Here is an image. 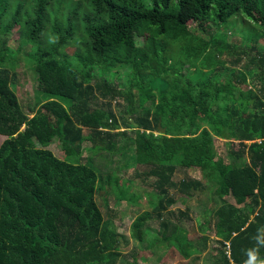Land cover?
Returning a JSON list of instances; mask_svg holds the SVG:
<instances>
[{
	"label": "trees",
	"instance_id": "obj_1",
	"mask_svg": "<svg viewBox=\"0 0 264 264\" xmlns=\"http://www.w3.org/2000/svg\"><path fill=\"white\" fill-rule=\"evenodd\" d=\"M23 60L32 105L13 90ZM101 65L125 71L124 92ZM0 135V264H124L168 248L189 258L200 252L182 227L189 200L208 207L212 264H246L250 250L259 264L264 0H0ZM215 139L233 145L226 157ZM138 180L152 190L138 194ZM144 196L151 211L140 213ZM124 202L129 236L115 224Z\"/></svg>",
	"mask_w": 264,
	"mask_h": 264
},
{
	"label": "rangeland",
	"instance_id": "obj_2",
	"mask_svg": "<svg viewBox=\"0 0 264 264\" xmlns=\"http://www.w3.org/2000/svg\"><path fill=\"white\" fill-rule=\"evenodd\" d=\"M193 25L195 24L190 22L188 24L187 30H194L195 28ZM208 28H209V31L211 30L218 37H224L226 32H229V30L228 31L227 30L218 31L215 29L214 26H211V25L208 26ZM200 34L205 35L207 37V35L204 33H200ZM240 37L241 35L237 34V35L232 36L231 39H233L234 42L237 43V45H245L244 44L245 42H242L240 40ZM13 38L14 40H17V35L14 36ZM19 56L20 58H23L21 54ZM224 59L228 61L227 66H232L231 60L233 59V56H226ZM94 68L97 74L100 75L99 78L105 77L112 84L119 86L123 92L125 91L127 87L125 71L122 70L120 67L115 68L114 65H112L111 67L107 65H101V66H95ZM104 70H106L105 73L101 75V72ZM17 72H19L20 74V79H19V83L13 87V90L16 92L18 96H20V100L22 99V101L25 104H31V105L36 104V101L34 99L35 90H36L35 76L33 72L31 71V69L29 68V65H27V61L25 60L21 61V68ZM249 88L250 86H248V89ZM115 107H116L115 109H116V112L119 118L125 115L126 113L125 102L121 101ZM205 109H207V105L201 103L202 117L204 116ZM173 127L175 128L176 126H173ZM5 139H6L5 137L0 135V146ZM215 146H216L217 153L226 157L227 153H229L230 147H232L233 145L228 144V142L224 140L215 139ZM50 149L55 154H57L59 158H64V153L60 149L59 143H57V140H55V142L50 147ZM227 160H229V157H227ZM124 169H126V167L125 165H122L114 169V171L116 172V171H120ZM126 171H128L127 176H126L128 178L132 176L134 173L133 168L126 170ZM190 172H192L191 174L195 178H199L201 175V172L197 169H194ZM151 182H153V179H150L149 181H147V183H151ZM136 183L138 185L137 187L134 188V190L138 194L143 195V193H147L152 190V188L149 187L147 183L145 184L141 183L140 180H138ZM148 202H149V198L147 196H144V198L141 199V201H139L140 208H138V210L140 213L151 209V207H149ZM187 202H188V206H190L194 210V211L192 210V217H193L192 220L193 221L191 223H188V222L183 223L182 227L190 231L189 240L192 241L195 247L199 248L200 250L199 253H194L189 258L184 259V258H181L173 248L165 249L167 250V253L164 255H161L160 257L158 253L153 254V253H150L149 250L148 251L143 250L141 251V254H138V255L142 256V258H144V261H141V260L135 261L131 256H129L125 258L124 264H212L219 257V251L221 247L216 243L217 238L215 237V234L211 230L205 231L204 227L201 228V225L203 226L205 225L203 213L204 211H206L208 207L205 209L203 204L197 203L196 201L190 202L189 200ZM123 205L124 206L121 207V216L123 217L125 216L124 222H120L119 219L117 218L115 224L118 228L119 233L121 232V234L125 236H129L130 235L129 227L131 226L135 218H134V215L130 214L128 204L124 202ZM180 208H185L184 204L180 205ZM212 208H215V207L212 206ZM211 227H213V225H211ZM153 230L154 231L152 232L156 233V231L158 230V227L157 226L153 227ZM202 237H206L207 238L206 241H203ZM132 244H133V241L129 240V244L127 245V248L130 249ZM163 250H161V252H163ZM140 256H138V258Z\"/></svg>",
	"mask_w": 264,
	"mask_h": 264
},
{
	"label": "clouds",
	"instance_id": "obj_3",
	"mask_svg": "<svg viewBox=\"0 0 264 264\" xmlns=\"http://www.w3.org/2000/svg\"><path fill=\"white\" fill-rule=\"evenodd\" d=\"M248 255H249V259L246 261V264H257L258 258L255 250H250ZM259 264H264V260L259 261Z\"/></svg>",
	"mask_w": 264,
	"mask_h": 264
},
{
	"label": "water",
	"instance_id": "obj_4",
	"mask_svg": "<svg viewBox=\"0 0 264 264\" xmlns=\"http://www.w3.org/2000/svg\"><path fill=\"white\" fill-rule=\"evenodd\" d=\"M159 127H160L161 131H162L163 133H165V129L161 128V126H159Z\"/></svg>",
	"mask_w": 264,
	"mask_h": 264
},
{
	"label": "built area",
	"instance_id": "obj_5",
	"mask_svg": "<svg viewBox=\"0 0 264 264\" xmlns=\"http://www.w3.org/2000/svg\"><path fill=\"white\" fill-rule=\"evenodd\" d=\"M226 249H227V251H226V252L228 253V245H226Z\"/></svg>",
	"mask_w": 264,
	"mask_h": 264
}]
</instances>
